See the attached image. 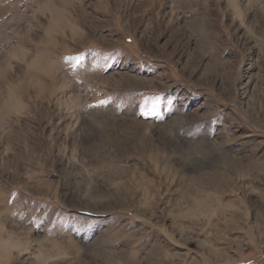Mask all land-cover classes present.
<instances>
[{
  "label": "rangeland",
  "instance_id": "rangeland-1",
  "mask_svg": "<svg viewBox=\"0 0 264 264\" xmlns=\"http://www.w3.org/2000/svg\"><path fill=\"white\" fill-rule=\"evenodd\" d=\"M0 264H264V0H0Z\"/></svg>",
  "mask_w": 264,
  "mask_h": 264
},
{
  "label": "snow or ice",
  "instance_id": "snow-or-ice-1",
  "mask_svg": "<svg viewBox=\"0 0 264 264\" xmlns=\"http://www.w3.org/2000/svg\"><path fill=\"white\" fill-rule=\"evenodd\" d=\"M157 103H158V101H157ZM155 109H156V104L153 105V111H155Z\"/></svg>",
  "mask_w": 264,
  "mask_h": 264
}]
</instances>
